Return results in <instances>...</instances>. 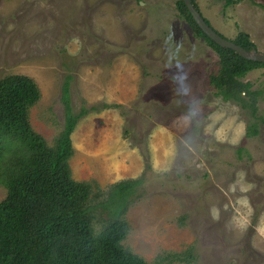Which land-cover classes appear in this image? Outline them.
<instances>
[{
  "label": "rangeland",
  "instance_id": "rangeland-1",
  "mask_svg": "<svg viewBox=\"0 0 264 264\" xmlns=\"http://www.w3.org/2000/svg\"><path fill=\"white\" fill-rule=\"evenodd\" d=\"M175 1L0 0V78L35 81L28 119L47 145L64 80L73 111L97 105L77 118L67 159L94 233L118 210L110 184L137 178L121 244L148 264H264V66L241 77L258 90L253 112L224 97L208 80L217 52ZM194 1L225 37L243 30L264 52V0Z\"/></svg>",
  "mask_w": 264,
  "mask_h": 264
},
{
  "label": "trees",
  "instance_id": "trees-1",
  "mask_svg": "<svg viewBox=\"0 0 264 264\" xmlns=\"http://www.w3.org/2000/svg\"><path fill=\"white\" fill-rule=\"evenodd\" d=\"M191 2L199 10L195 1ZM175 7L193 34L204 38L218 54V69L208 75L209 83L224 97L239 101L253 112L258 90L241 77L252 68L264 66V62L216 44L196 25L182 0H176ZM204 20L210 24L206 17ZM230 39L247 50L255 49L243 30ZM67 86L64 80L60 90L61 129L54 143L47 145L28 119V106L39 97L35 81L23 73L0 78V183L5 187L0 199V264H148L121 244L127 224L120 215L128 189L137 178L110 184L107 199L117 204L118 210L99 231H92L86 207L87 183L70 176L67 159L71 153L70 132L77 118L97 105L73 111ZM248 128L255 133L253 123Z\"/></svg>",
  "mask_w": 264,
  "mask_h": 264
},
{
  "label": "water",
  "instance_id": "water-1",
  "mask_svg": "<svg viewBox=\"0 0 264 264\" xmlns=\"http://www.w3.org/2000/svg\"><path fill=\"white\" fill-rule=\"evenodd\" d=\"M182 1L186 6L188 12L190 13L192 19L196 23V25L201 29V31L207 37H209L216 44L223 47H229L246 58L264 62V52H257L253 48L247 50L242 46H240L239 44L232 41L230 38L221 35L212 25H210L204 20L203 15L197 8H195L191 0H182Z\"/></svg>",
  "mask_w": 264,
  "mask_h": 264
},
{
  "label": "clouds",
  "instance_id": "clouds-1",
  "mask_svg": "<svg viewBox=\"0 0 264 264\" xmlns=\"http://www.w3.org/2000/svg\"><path fill=\"white\" fill-rule=\"evenodd\" d=\"M176 67L178 71H181L183 69V65L179 63L176 65Z\"/></svg>",
  "mask_w": 264,
  "mask_h": 264
}]
</instances>
